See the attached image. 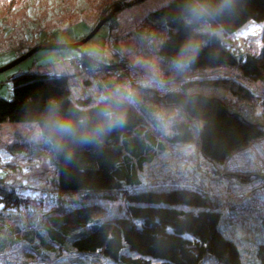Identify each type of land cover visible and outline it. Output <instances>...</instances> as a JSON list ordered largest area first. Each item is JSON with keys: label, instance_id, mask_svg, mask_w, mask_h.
<instances>
[{"label": "trees", "instance_id": "1", "mask_svg": "<svg viewBox=\"0 0 264 264\" xmlns=\"http://www.w3.org/2000/svg\"><path fill=\"white\" fill-rule=\"evenodd\" d=\"M190 2L172 0L155 12L165 34L154 53L167 66L174 67L190 41L197 43L186 55L185 67L162 73L164 82L178 77V85L160 92L134 83L139 104L128 107L125 124L88 144L79 143L77 136L56 146L50 133L58 115L91 118L94 125L98 98L82 90L88 86L84 80L77 93L67 71L14 78L12 99L0 97V125L43 129L42 140L57 169L44 186L53 196L43 214L18 213L28 200L0 183V255L20 246L24 257L41 264H97L101 256L108 264H264V195L252 200L238 191L196 183L193 176L179 181L182 167L164 159L176 147L196 145L208 167H215L212 172L239 185L261 177L264 170L239 177L223 165L234 152L264 137V98L259 100L244 84H264V46L249 54L226 40L251 20L262 24L264 37V0H230L207 22L196 23L188 22ZM97 56L83 52L80 66L116 64ZM222 67L238 74L175 76L184 69L190 74ZM111 72L113 77L101 78L104 89L126 83V69ZM157 109L177 113L167 134L154 116ZM239 224L242 237L235 234Z\"/></svg>", "mask_w": 264, "mask_h": 264}, {"label": "rangeland", "instance_id": "2", "mask_svg": "<svg viewBox=\"0 0 264 264\" xmlns=\"http://www.w3.org/2000/svg\"><path fill=\"white\" fill-rule=\"evenodd\" d=\"M120 1L133 0H0V66L13 62L19 54L29 51L39 43H74L83 40L106 14L112 13L110 8ZM170 1L172 0H139L136 4L115 11L97 33L80 47L42 48L36 51L0 73V97L12 99L13 80L24 73L53 75L67 71L75 92L78 91V82L84 80L88 86L82 90L86 93L89 91L93 97L96 96L95 98L105 91L101 78L113 77L114 73L111 71L117 68L128 71L124 79L132 86L134 83L143 82L144 87L158 88L160 92L175 87L178 85L175 84L178 77L169 83L164 82L166 74H162L166 68L171 69L172 65L167 66L166 61H161L154 53L158 40L165 34V28L162 27L160 18L155 12ZM253 25L256 26L254 33L249 31ZM262 29V24H256L251 20L226 40L230 43L234 42V47L243 49L249 54H258L264 46V37L260 35ZM83 52L97 54L99 55L97 57L104 58L108 63L116 61V64L106 65L100 62L85 70L80 66ZM148 61L155 63L161 72L152 73ZM182 71L175 72V76L197 77L207 73V75L223 74L229 77L228 75L238 74L237 69L230 67L190 74L187 69ZM244 84L256 93L259 100L264 98V84L257 85L250 82ZM257 108L260 111L262 106ZM257 108L253 110L256 111ZM38 131L37 126L0 125V183L11 185L15 192L17 191V197L28 200L27 207L25 204L18 206L20 207L18 210L21 209L17 210L18 213L25 214L35 210V213L41 211L43 214L47 210L45 206H49L52 201L53 194L49 195L44 186L48 182V174L54 172L57 167L50 146L42 140V137L36 136ZM195 148L197 149L196 145ZM195 148L179 146L174 148V152L164 156L168 163L182 167V173H177L180 176H177L179 181L182 179L189 181V177L193 176L199 179L196 183H205L212 189L214 186L222 190L238 191L245 197H251L250 199L253 197L262 199L263 196L260 194L264 195V172L260 174L258 181L254 179L247 184L239 185L240 182H233L226 175L212 172L216 171L215 167H208L204 157ZM23 156H26L24 158L26 160L21 158ZM225 163L223 167L234 170L233 174L239 177L264 170V137L234 152ZM104 202L106 201L99 200L101 204ZM83 204L87 203H81ZM0 208L3 206L0 205ZM239 225L240 227H235V234L242 237V226ZM18 247L20 246L0 255V264H41L37 258L24 257L22 247ZM97 264H108V262L101 256Z\"/></svg>", "mask_w": 264, "mask_h": 264}, {"label": "clouds", "instance_id": "3", "mask_svg": "<svg viewBox=\"0 0 264 264\" xmlns=\"http://www.w3.org/2000/svg\"><path fill=\"white\" fill-rule=\"evenodd\" d=\"M230 0H223L222 4L214 3V0H191L186 5L189 16V23L207 22V18L213 17L215 13L227 6ZM197 43L190 41L185 51L175 61L174 67L181 69L186 66L188 60L185 59L189 52L196 50ZM148 67L154 74L161 72V69L153 62L148 61ZM141 87L144 86L143 82ZM138 89L128 83H118L111 89H105L98 95L99 110L95 116L93 125L91 118L73 119L68 116L58 115L50 128V133L56 137V146H62L61 141L79 136V143L88 144L90 140L97 136L111 133L114 129L122 127L128 116V107H136L139 104L137 99ZM156 120L167 134L170 126L177 117L176 112L165 109H157L154 112ZM43 129L36 133L42 137Z\"/></svg>", "mask_w": 264, "mask_h": 264}, {"label": "water", "instance_id": "4", "mask_svg": "<svg viewBox=\"0 0 264 264\" xmlns=\"http://www.w3.org/2000/svg\"><path fill=\"white\" fill-rule=\"evenodd\" d=\"M139 0H133L131 2H123L120 1L118 3H115L110 9H112V13L111 14H106L99 22L98 24L94 27V29L91 31V33L85 37L83 40L74 42V43H51V42H46L45 44H41L36 46L35 48L31 49L29 52H27L26 54L16 58L13 62L4 65L2 67H0V73L6 71L7 69L15 66L16 64L20 63L21 61H23L24 59H26L27 57H29L30 55H32L34 52H36L37 50L41 49V48H49V49H68V48H77L80 47L81 45H83L85 42H87L88 40H90L96 33L97 31L100 29V27L107 21L110 19V17L112 16V14L121 9L124 6H131L133 4H136ZM120 5V6H119ZM122 5V6H121Z\"/></svg>", "mask_w": 264, "mask_h": 264}, {"label": "bare ground", "instance_id": "5", "mask_svg": "<svg viewBox=\"0 0 264 264\" xmlns=\"http://www.w3.org/2000/svg\"><path fill=\"white\" fill-rule=\"evenodd\" d=\"M94 201H95V198L92 196V197H91V201H90V203H89V206H90V205H93V204H94ZM228 225H229V227H233V226H234L232 223H229V222H228Z\"/></svg>", "mask_w": 264, "mask_h": 264}, {"label": "snow or ice", "instance_id": "6", "mask_svg": "<svg viewBox=\"0 0 264 264\" xmlns=\"http://www.w3.org/2000/svg\"><path fill=\"white\" fill-rule=\"evenodd\" d=\"M249 31L254 33V32L256 31V26H254V25L251 26V27L249 28Z\"/></svg>", "mask_w": 264, "mask_h": 264}]
</instances>
